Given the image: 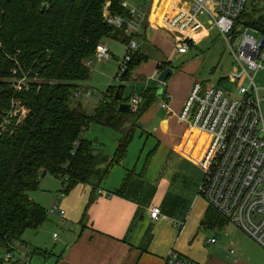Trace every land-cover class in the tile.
<instances>
[{"label":"trees","instance_id":"trees-1","mask_svg":"<svg viewBox=\"0 0 264 264\" xmlns=\"http://www.w3.org/2000/svg\"><path fill=\"white\" fill-rule=\"evenodd\" d=\"M105 5L112 14L129 16L119 0H0V113L13 96L27 108L19 124L0 133V256L3 251H18L25 244L24 231H36L47 220L46 209L28 197L40 178L46 173L58 177L59 194L79 183L96 192L124 158L137 117L149 105L151 97L139 109L117 111L114 95L117 90L120 94L119 86L108 87L89 115L76 100L89 77L97 44L111 38L126 45L134 36L106 23ZM237 23L263 28L264 0H250ZM144 60L133 52L122 79ZM12 68L17 78H25L21 90L10 87ZM92 122L121 134L111 157L83 135ZM203 219L205 225L207 220L212 225L229 222L211 206ZM35 253L39 254L33 248L31 255Z\"/></svg>","mask_w":264,"mask_h":264},{"label":"crops","instance_id":"crops-1","mask_svg":"<svg viewBox=\"0 0 264 264\" xmlns=\"http://www.w3.org/2000/svg\"><path fill=\"white\" fill-rule=\"evenodd\" d=\"M144 1L134 0L135 4ZM158 1L151 0L143 20V30L136 38L139 43L138 54L146 60L137 62L119 85L120 99L123 102L130 104L136 97L137 107H140L151 97L148 107L137 117V125L134 126L131 139L132 141L137 129L139 138L145 145L128 144L124 158L119 165L111 168L106 181L96 192L89 184L79 183L61 195V181L58 177L49 175L50 177H46L48 179L45 178L46 181L42 180L49 174L46 173L40 178L39 187L31 190L28 197L45 209L56 202L57 208L64 211L62 217L58 212L47 213V219L50 214H55L58 223L62 220L60 233L52 231L53 225L49 224L53 222L50 219L49 224H46V220L41 228L36 230V233L44 230V233L51 236L52 241L55 239V247L48 248L37 237L32 241L39 256L42 254L40 252H46L43 257L45 264L51 258L49 264H162L171 249H177L179 254L180 251L188 254L184 247L178 246L180 237L183 238L187 233L186 222H183L179 215L183 189L191 198L190 207H197V215L202 216L203 224L202 220L209 210V205L205 199H201L197 187L202 178L199 160L207 148L208 136L189 128L179 120V112L193 79L188 76L185 88L178 93H172V85L179 83L180 76L171 66L176 52L174 42L168 32L156 27L155 19L160 18L162 10L164 13L168 9L166 16L170 15V8L174 7L178 0H167L163 5L158 4ZM179 5L186 4L178 2ZM200 17L204 19L201 20ZM199 21L202 26L203 23L209 25L206 13L199 15ZM210 29V26L200 28L195 33V41L191 46L202 43L209 36ZM110 40L113 39L105 38L102 42L107 45ZM107 47L109 48L108 45ZM111 54V58L117 62L120 56L112 52ZM166 67L171 68L172 73L168 75L163 86H160L157 78L159 72ZM172 74L175 75L172 77ZM88 75L82 84L83 91L92 90L88 84L90 74ZM130 80L135 82L133 90L124 93L125 85ZM103 98L104 95L96 101L94 110ZM82 107L88 114L86 107ZM132 109L133 106L130 107V110ZM120 135L117 136L118 141L113 147V152L109 154L110 157L116 152ZM149 138L152 139V144L146 145ZM153 205L160 208L161 213L151 220L149 210ZM225 224L204 225L207 228L220 229L224 228ZM53 234L56 236L53 237ZM23 243L30 247L25 240ZM30 249L33 250L31 247ZM205 264L216 262L208 260Z\"/></svg>","mask_w":264,"mask_h":264},{"label":"built area","instance_id":"built-area-1","mask_svg":"<svg viewBox=\"0 0 264 264\" xmlns=\"http://www.w3.org/2000/svg\"><path fill=\"white\" fill-rule=\"evenodd\" d=\"M119 1L129 16L110 13L107 5L102 10L107 24L115 29L123 27L127 34L134 35L125 45L126 52L118 58L116 81L122 78L131 54L139 47L136 38L143 30V20L151 2L145 0L135 4L131 0ZM249 1L178 0L170 8V15L166 16L164 12L163 16L155 19V23L156 27L171 35L176 53L184 54L195 41V33L203 27L199 15L206 13L210 28L218 30L233 57L232 72L226 77L236 85L234 94L219 85L207 86L202 81H195L178 117L189 128L208 136L207 148L199 160L202 178L197 192L209 206L264 249V117L261 112L264 98H259V87L254 82L255 73L264 69V27L243 23L235 25L236 17ZM262 1L259 0V3ZM178 2L186 5L178 6ZM238 38L240 41L234 47ZM111 57L107 45L98 43L93 58L107 61ZM10 74L12 90L18 91L26 86L25 78L16 77V68L10 69ZM79 95L80 92L77 93ZM137 101L136 97L130 101L132 111L137 108ZM26 113L27 108L21 100L13 96L0 113V133L7 131L11 125L19 124ZM47 212H58L60 217L64 213L57 208L56 202ZM160 213V208L153 205L149 217L156 219ZM215 241V237L208 240L209 243ZM228 251L235 253L233 249ZM30 261L31 249L27 244L19 245L16 252L3 251L0 256V264H29ZM162 264L197 263L171 249Z\"/></svg>","mask_w":264,"mask_h":264},{"label":"rangeland","instance_id":"rangeland-1","mask_svg":"<svg viewBox=\"0 0 264 264\" xmlns=\"http://www.w3.org/2000/svg\"><path fill=\"white\" fill-rule=\"evenodd\" d=\"M131 2L135 3L134 0H131ZM166 2L167 0H159L157 3L163 5ZM167 10H165V13ZM163 15L164 13L162 10L160 17ZM200 19L203 20L204 17H200ZM203 26H205V28L209 27L207 23H203ZM169 38L172 41L171 37ZM239 39L240 38L237 39L234 47H236L239 43ZM110 41L111 42H108L107 45L109 46L111 52L121 57L126 52L125 45L117 40L116 42L113 40ZM174 53L175 55H173L174 59L171 66L173 71L178 72L180 76L178 77L179 83L176 82L172 85V93H178L179 90L184 89L186 80L189 76L191 80L193 79V82L203 81L207 86L219 85L223 87L224 90L230 91V94H234L236 85L234 83H230L226 77V75L232 72L233 57L230 55L228 48L226 47L224 41H222V38L215 27L209 30V36L203 40L202 43L191 46L187 53ZM116 64L118 65V61L116 62V60L112 58L106 62L104 60L101 61L92 58V61L89 63L88 72L90 74V78L88 80V84L92 87L93 91L88 89V95V91L85 93L81 91L79 98H77V100H79V102L86 107L88 114H92L89 111H94L93 108L95 107L96 101L102 98L108 87L116 89L120 85L122 78L117 81L114 79L117 69ZM174 75L175 74H172L171 76L173 77ZM241 82L244 83L243 80H241ZM254 82L255 85L259 87V98L263 99L264 69L255 73ZM134 84L135 82L130 80L125 85L124 93L129 92V90H133L132 87ZM191 86H189L190 89L192 88ZM74 100L75 99H72L71 101L72 105ZM261 112L264 117L263 101L261 102ZM117 134L120 135L118 132L111 130L110 128L105 126L101 127L100 125L92 122L89 123V126L84 131L83 135H85L86 139H90L96 148L103 150L104 153L106 152L111 154L114 150L113 147H115V144L118 141ZM139 136L140 134L136 129L134 132V138L128 146L145 145L140 140ZM150 144H152L151 138H149V142L146 145ZM49 175L50 174H46L42 180L46 177H50ZM182 191L183 195L179 203V207L181 209L179 215L182 221L186 222L185 230L187 233L183 236V238L180 237L178 246L181 248L184 247V249L189 252L187 254L186 252L180 251L182 255L187 256L189 259L191 258V260L197 264H205L208 260H213L216 264H234L235 262H239L238 264H264V249L259 244H257L252 238L242 232L231 222H227L224 228H207V226L201 223L202 216L200 217V215H197V207H195L196 209H192V207H190V196L184 189ZM201 199L205 201L202 196ZM46 200L49 205V198ZM54 215L55 214H50L46 224H49V221L51 220L53 223L49 225H53L52 231H55L58 234L62 228L60 226L62 220H59L60 222L58 223V217H55ZM215 223H219V221L216 220ZM206 225H212V221L207 220ZM44 232L45 231L42 230L36 233L34 229H27L22 234V239L25 240V242H27L32 249L35 247V243L32 242L35 237L40 238V240L45 243L48 248L55 247L54 243H57L55 242V239L52 241L51 236ZM213 237L216 238V241L209 243L208 240ZM228 249L235 250V253H230ZM51 260L52 258L47 262V264H49ZM31 264H45V258L35 253L31 260Z\"/></svg>","mask_w":264,"mask_h":264},{"label":"water","instance_id":"water-1","mask_svg":"<svg viewBox=\"0 0 264 264\" xmlns=\"http://www.w3.org/2000/svg\"><path fill=\"white\" fill-rule=\"evenodd\" d=\"M171 68L169 67H166V68H163L161 72H159V75H158V82L160 83V86H163L166 78L168 77L169 74H171ZM120 94L119 92L117 91L114 95V100L117 102L118 104V107H117V111L119 112H122V113H127L130 111V107L131 105L129 103H126V102H123L121 101L120 99Z\"/></svg>","mask_w":264,"mask_h":264}]
</instances>
